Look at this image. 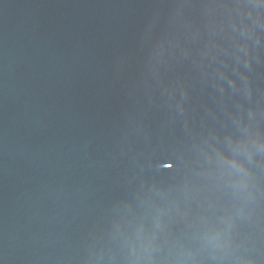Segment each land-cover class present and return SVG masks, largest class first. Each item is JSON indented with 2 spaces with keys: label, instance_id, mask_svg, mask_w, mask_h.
I'll return each instance as SVG.
<instances>
[{
  "label": "water",
  "instance_id": "water-1",
  "mask_svg": "<svg viewBox=\"0 0 264 264\" xmlns=\"http://www.w3.org/2000/svg\"><path fill=\"white\" fill-rule=\"evenodd\" d=\"M0 264H264V0H0Z\"/></svg>",
  "mask_w": 264,
  "mask_h": 264
}]
</instances>
